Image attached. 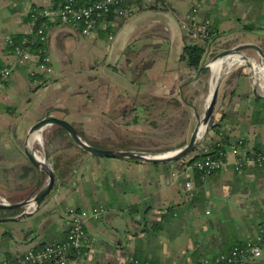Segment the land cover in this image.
Instances as JSON below:
<instances>
[{"label": "crops", "instance_id": "1", "mask_svg": "<svg viewBox=\"0 0 264 264\" xmlns=\"http://www.w3.org/2000/svg\"><path fill=\"white\" fill-rule=\"evenodd\" d=\"M64 2L0 0V66L11 58L8 38L32 39L33 11ZM196 2L202 3L198 17L212 18L217 33L210 57L242 42L264 50L259 42L240 37L248 34L264 41V0H157L127 20L108 18L87 36L80 26L59 20L52 24L46 48L53 71L39 74L36 52L31 51L0 89V199L21 201L36 188L39 172L26 158L23 141L36 121L51 114L72 123L83 139L101 148L152 153L187 144L181 140L175 148L165 147L162 140H146L142 130L147 118L188 110L179 92L184 83V96L196 89L204 92L207 83L200 103L209 98L204 100L209 76L206 82L202 74L189 83L196 70L180 59L186 45L181 25L190 19ZM221 40L228 45L216 48ZM223 79L228 81L220 86L211 118L219 130L209 129L184 162L82 153L63 144L58 126H48L43 137L56 174L54 188L38 210L30 204L26 217L0 223V263L64 240L74 212L100 207L105 213L92 216L86 225L89 253L77 264H125L129 258L196 264L255 240L264 225V168L249 166L238 172L230 156L232 163L225 169L200 178L194 164L186 162L218 141L222 129L231 144L242 136L248 152L256 145L264 149V99L253 95V84L241 67L231 68ZM155 123L153 119L150 124ZM187 181L197 187L192 201ZM23 211H0V217ZM237 264H264V245L260 257Z\"/></svg>", "mask_w": 264, "mask_h": 264}, {"label": "built area", "instance_id": "2", "mask_svg": "<svg viewBox=\"0 0 264 264\" xmlns=\"http://www.w3.org/2000/svg\"><path fill=\"white\" fill-rule=\"evenodd\" d=\"M157 0H65V2L52 9L34 10L31 14L29 26L31 34H35L39 41L46 45L48 31L52 24L59 20L62 24H70L81 27L84 36L91 35L95 32L99 24L107 23L108 17H118L127 20L129 17L139 13L144 8H148ZM202 3H194L191 9V17L182 23L184 37L186 43H204L208 39V34L212 28V18H199ZM8 42L13 48L10 50L11 58L0 66V89H2L14 71L20 65L32 56L30 48L34 45L31 38L25 37L22 45H17L8 38ZM35 56L39 62V74H47L53 71L51 56L48 54L47 48H38ZM193 73V71H192ZM219 139H225V130L218 132ZM246 140L242 136L237 138L233 144H226L219 157L206 156L200 160L194 161L193 169H197L202 173V178L222 171L232 162L229 157L233 156L234 168L241 172L249 166H259L264 168V154H250L245 148ZM204 152H210V144L208 143ZM187 195L193 198L196 192V184L192 181L186 182ZM7 202L4 199H1ZM105 213V209L94 208L91 211L83 210L74 212L71 217L70 231L67 237L62 241H51L42 245L40 248H32L30 251L17 255L10 260H4L0 264H76L85 258L90 250V237L87 230V222L93 217H100ZM264 225L261 226L255 240H250L241 245H237L229 252H223L216 257L201 258L196 264H236L258 258L263 253L264 245ZM131 264H161L159 262L140 261L136 258H129Z\"/></svg>", "mask_w": 264, "mask_h": 264}, {"label": "water", "instance_id": "3", "mask_svg": "<svg viewBox=\"0 0 264 264\" xmlns=\"http://www.w3.org/2000/svg\"><path fill=\"white\" fill-rule=\"evenodd\" d=\"M245 50H255L256 54L262 60L264 64V50L263 48L256 44L250 42H242L236 45H233L230 48L222 49L215 54H212L211 47H209L207 53L205 54V59L202 65L196 70V73L193 78L189 81V83L198 81L202 75V72L205 69L209 70L210 76V95L209 100L210 103L206 107L205 111L201 114L199 109L195 103H189L184 99L183 95V87L184 83L180 89V97L181 99L188 104L189 107L193 108L195 118L198 121L197 125L193 129L190 139L188 143L184 146L174 149L173 151L155 153V152H146L138 149L131 150H117V149H106L95 146L93 144H89L83 137L80 135L76 127L70 123L69 121L59 118L55 115H48L40 120L36 121L27 131L26 140L23 142L24 145V153L26 158L30 161V163L35 166L39 172V179L36 184V188L29 193L28 197L18 202H4L0 200V211L8 210H24L18 216H9V217H0V223H9V221H17L21 218L26 217L29 213L27 208L30 204L36 207L35 210L40 208L42 202L49 196L51 191L54 188V183L56 180V174L53 165H51L48 150L44 147L42 143L43 141V132L48 126H58L65 130V132L70 136L77 146L86 152L87 154L99 156V157H107V158H121V159H137L142 160L148 163H173V161H178L186 156L193 153V151L200 145L201 140L207 135L210 129L211 118L217 104V97L219 93V89L222 83V68L223 66L229 62L232 57H238L244 61V65L247 66V75L250 78V82L253 84V95L258 98L264 99V94L258 92V88L256 82L258 80H264V66L263 69H257L256 63L254 60L249 57L248 54H245ZM215 66L220 67V72L216 73L214 70ZM205 128V132L201 138H199V134ZM38 141L44 147V156H39L36 151L34 143ZM46 183H44V179Z\"/></svg>", "mask_w": 264, "mask_h": 264}, {"label": "rangeland", "instance_id": "4", "mask_svg": "<svg viewBox=\"0 0 264 264\" xmlns=\"http://www.w3.org/2000/svg\"><path fill=\"white\" fill-rule=\"evenodd\" d=\"M240 37H242L244 39H250V40L257 41L264 47V41L259 36H254V35L251 36L248 34L247 35L243 34ZM225 42H226V40H221L218 43V46H216V48H218V47L222 48L223 46L228 45V42H226V44H224ZM244 52H245V54H248L249 57H251L254 60V62L256 63V67L258 69H260L261 67L264 66L262 60L260 59V57L257 56L255 50H245ZM244 63H245L244 61H241L238 63H233L232 65H230L229 62H228V64L226 63L223 66L222 72H221L222 83L224 81L225 82L228 81V80H224L225 78L223 79V77H225V76L227 77L228 73L230 72V69L231 68L233 69V67H237V68L241 67V68L245 69L246 71H248L247 66L244 65ZM203 79L205 82L207 81L206 77H203ZM209 79H210V76H209ZM210 81H211V79H210ZM256 85L258 88V92L261 94H264V80L260 78V80H258L256 82ZM206 91L208 92L207 83H206V89L204 92L202 89H199V90L196 89L195 91H192L190 95L185 96L186 99L189 101V103H195L197 105L199 112L201 114L205 111V109L207 107L206 106L207 100H205V99H207V97H209L210 89H209L208 95L206 94L207 96H206V98H204L205 102L202 101L200 103L201 98L199 99V97H200V94L207 93ZM195 99H198L199 101H196ZM175 101L177 102V104L179 103L178 100H175ZM171 104L174 105V103H172V102L167 104V105H171ZM175 106H178V105H175ZM199 106H201V107H199ZM185 108L188 110L186 111L183 108V111L182 110H179L176 112L172 111L168 114L163 113V114H161L162 115L161 117L154 116L153 119L156 122L155 124H150L153 119H151V120H148L150 118L145 119L144 120L145 126H143V130H142L143 134L146 135L145 139L146 140H148V139L162 140V141H160V142H163V143H161V145L162 146L165 145V147H169V148L170 147L175 148L176 146H178L180 144L181 140L187 141V143H188V139H190L191 133H192L193 129L195 128V126L197 125L198 121L196 120L195 114L193 113V108L191 109L189 106H185ZM144 130H146V131H144ZM147 130H150L151 132L147 131ZM62 139L63 140H61V141L63 142V144L65 142H68V144H71V140L69 138H66V139L62 138ZM25 140H26V135L24 137L23 142H25ZM41 144H43L44 147H46L44 137H43V141ZM41 144L38 141H36L34 143L36 151L39 154V156H44V147ZM77 148H79V147L77 146ZM46 149H47V147H46ZM173 150L174 149H172L171 151H173ZM155 153H162V152H155ZM48 156H49V153H48ZM46 180L47 179L45 178L44 183H46Z\"/></svg>", "mask_w": 264, "mask_h": 264}, {"label": "trees", "instance_id": "5", "mask_svg": "<svg viewBox=\"0 0 264 264\" xmlns=\"http://www.w3.org/2000/svg\"><path fill=\"white\" fill-rule=\"evenodd\" d=\"M110 17H113V16L111 15L108 18H110ZM216 36H217V33L215 32V29L212 26L211 31L208 34V39L204 43L203 42L202 43H199V42L198 43H191V44L186 43V45H185V47H184V49L182 51V54L180 56V59L185 64V66L190 68V69L198 70L199 67L202 65V63L204 62L205 54L207 53L209 47L212 46L213 39L216 38ZM23 37H24L23 35L14 36V37H12V39H13L12 41L15 42V44H17V45H22L23 44V39H24ZM31 41L34 42V45L30 48V50L32 52H37L38 48H41V47H44V49L46 48V45H43L39 41V38L36 37L35 34L32 36ZM12 48H13V46L9 44V46H8L9 51ZM202 74L207 79L208 76H209V70L205 69L202 72ZM184 99L186 100V98H184ZM257 99L261 100V98H258V97H257ZM132 122L137 123V121H132ZM219 127L220 126L217 123H214V122L212 123L211 122V124H210V129L211 130L214 129V130L218 131ZM56 131H57V133L62 135V138H64V139L69 138L71 140V144L77 147V144H75L73 142V140L70 138V136L67 135V133L65 132L64 129H62L61 127H57ZM229 139H230V137L228 135H225V139L224 140H218V141L210 144V152H207V153L200 152L198 154H195V155H193V157L189 158L186 162H188L190 165H193L194 161L200 160V159H202V158H204L206 156H210L212 158L219 157L221 152L224 149L223 146H225L226 144H229V143L231 144L232 143V142H230L231 140H229ZM65 144H68V142H65ZM91 144H93L95 146H98L97 144H94V143H91ZM79 150H80V152L85 153L83 150H81V149H79ZM250 154H264V149L261 148L259 145H256L255 146V150L253 152H250ZM186 158H187V156L185 158L179 160V161L180 162H184ZM201 176H202V173L199 170H197L196 177H200L201 178ZM198 186H200V185H198ZM193 199H194V197L191 198L190 200L192 201ZM8 200L10 202H13V203L14 202H18V201H14L12 199H8ZM15 211H18V210H9V212H15ZM239 245H241V244H239ZM40 247L41 246H38L37 248H40ZM46 264H53V263L52 262L51 263L47 262ZM125 264H131V263L127 262Z\"/></svg>", "mask_w": 264, "mask_h": 264}, {"label": "bare ground", "instance_id": "6", "mask_svg": "<svg viewBox=\"0 0 264 264\" xmlns=\"http://www.w3.org/2000/svg\"><path fill=\"white\" fill-rule=\"evenodd\" d=\"M241 61H242V59H240L238 57H232V59H230L229 63H230V65H232L233 63H237V62H241ZM260 69H263V67H261ZM214 70L216 71V73H219L221 69H220V67L215 66ZM207 100L208 101H207L206 106H208V104L210 103L209 98ZM204 132H205V128H202V130H201V132L199 134V138H201L203 136Z\"/></svg>", "mask_w": 264, "mask_h": 264}]
</instances>
